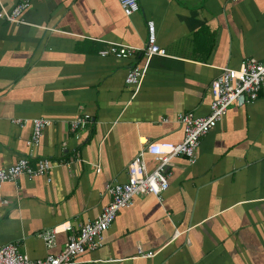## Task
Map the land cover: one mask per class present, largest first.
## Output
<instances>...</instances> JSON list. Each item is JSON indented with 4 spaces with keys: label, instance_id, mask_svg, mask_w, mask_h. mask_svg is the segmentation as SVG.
<instances>
[{
    "label": "crops",
    "instance_id": "crops-1",
    "mask_svg": "<svg viewBox=\"0 0 264 264\" xmlns=\"http://www.w3.org/2000/svg\"><path fill=\"white\" fill-rule=\"evenodd\" d=\"M1 1L12 7L16 0ZM23 17L25 24L0 21V167L29 153L32 127L12 119L34 117L52 124L31 164L48 157L63 166L50 170V181L21 176L1 188L3 206L12 200L10 186L24 197L12 211L20 225L9 231L0 222V243L14 242L36 259L59 252L67 240L60 233L49 248L43 230L66 220L78 230L99 215L110 201L106 185L127 179L141 137L181 142L178 114H209L211 82L221 67L264 60V0H140L131 16L118 0H31ZM148 20L167 56L99 55L110 41L145 47ZM243 47L246 55H235ZM135 63L147 68L129 95L122 86ZM81 110L92 119L77 140L69 124ZM212 130L195 163L172 160L167 207L138 194L106 231L108 248L76 264H264V90L235 104ZM35 230L38 238L29 235ZM140 245L157 255L138 257Z\"/></svg>",
    "mask_w": 264,
    "mask_h": 264
},
{
    "label": "built area",
    "instance_id": "built-area-1",
    "mask_svg": "<svg viewBox=\"0 0 264 264\" xmlns=\"http://www.w3.org/2000/svg\"><path fill=\"white\" fill-rule=\"evenodd\" d=\"M124 14L131 16L140 10V0H118ZM31 5V0H16L12 7L0 0V21L13 24H25L23 13ZM142 53L147 61L154 55L167 56L168 54L158 44L156 24L154 20L147 21V42L145 47L110 41L108 46L99 51L102 57L112 56L125 59ZM146 66L133 64L126 75L128 84L140 87ZM264 90V60L255 57L245 58L238 67H221L219 74L212 80L210 112L205 116H197L193 111L178 114V120L183 127L184 137L181 142L168 140H149L140 138L141 148L127 167V179L123 182L115 181L106 185V192L110 201L104 206L99 215L79 226L76 230L72 221L66 220L40 233V237L49 248L56 245V238L60 233H67V240L63 248L57 253H49L45 258L31 259L27 254L20 252L14 242L0 243V264H76L85 253L104 246L105 233L111 228L121 209L133 205L134 196L138 194H152L159 201H163V192L169 187L167 168L172 160L184 156L190 163L197 161V149L201 139L226 116L232 104L243 106L249 99L256 100ZM92 116L83 113L72 119L69 130L75 139L80 140L81 131L86 129ZM12 122L32 127L31 136L27 140L29 153L8 167H0V189L7 181L17 183L21 176L28 179L47 176L57 164L48 157L37 159L31 164L30 158L35 148L41 145L44 130L52 124V120L45 117L13 118ZM66 141L62 147L66 148ZM146 154H151L157 166L149 171ZM99 167V164L96 165ZM181 235L176 230L175 237ZM157 251L147 250L138 246V257L151 258ZM97 261V260H91Z\"/></svg>",
    "mask_w": 264,
    "mask_h": 264
},
{
    "label": "rangeland",
    "instance_id": "rangeland-1",
    "mask_svg": "<svg viewBox=\"0 0 264 264\" xmlns=\"http://www.w3.org/2000/svg\"><path fill=\"white\" fill-rule=\"evenodd\" d=\"M234 53H235V55H240V56H242V55H246V50H245V48L243 47V48H241L240 50H235L234 51ZM241 59V58H240ZM243 59V58H242ZM127 86H122L124 89H125V91H127L128 93H129V95L132 93V91H134L135 90V86L136 85H132V84H126ZM132 95V94H131ZM133 99H130V101H129V103L132 101ZM235 104H232L230 107H229V110H228V113H229V111H230V109L234 106ZM131 108H132V106H131ZM82 112H80V113H83V110H81ZM228 113H227V115H228ZM227 115L226 116H224V118L223 119H225L226 117H227ZM104 126H100V128H99V131L103 128ZM212 131H214V130H212ZM203 139V138H202ZM202 141V140H201ZM94 142V141H93ZM90 144V142L87 144V145H89ZM199 148H200V146L198 147V149H197V151L199 150ZM148 155V154H147ZM146 155V156H147ZM152 158V161L150 162L148 159H146V162H147V165H148V168H149V171H151V170H153L156 166H157V164H158V162L157 161H155V159H153V157H151ZM57 166H63V165H57ZM167 171L166 172H168V168L166 169ZM97 172H99L98 170H96ZM168 180H169V183L171 184V180H170V178H168ZM8 182H10V181H7V182H5L4 183V185H3V187L5 186V185H7L8 184ZM10 183H12V182H10ZM24 184V183H23ZM169 184V185H170ZM2 187V188H3ZM5 189H6V186H5ZM1 190L2 189H0V196L2 195V193H1ZM170 190V187H169V189H167L166 191H164L163 192V201H159L154 195H148V196H152V197H154L155 199H156V201L158 202V204L159 205H161V207L162 208H164V207H167V204H166V194H167V192ZM8 192L9 193H11V194H9L10 195V197H11V201H10V198L9 197H6V198H4V202H6V203H8L9 201V204H7L6 206H3V205H1L0 204V222H2L3 220H5L4 221V225L7 227V229L9 230V231H13L14 229H16V225L17 226H19L20 225V221H19V219H18V217H16L15 215H13V213H12V211L13 210H15V209H17L18 208V198L17 197H21V198H23L24 197V195L23 194H21V195H17V194H15V192L14 191H12V189H11V186L10 187H8ZM137 198H138V196L137 195H135L134 196V202H133V204L135 203V201L137 200ZM164 206V207H163ZM130 207H132V206H130ZM130 207H127V208H123V209H121V210H124V209H128V208H130ZM4 208H6L7 209V211H8V216L6 217V218H4V212H3V209ZM6 209H5V211H6ZM120 210V211H121ZM119 211V212H120ZM167 211V210H166ZM165 211V209H164V216H165V218L168 220V221H170V223H174V221H173V219H171V217H168V215H167V212ZM162 223H163V221H162ZM181 232V231H180ZM40 233V232H39ZM182 233V232H181ZM29 235H31L33 238H38L37 236H38V231L37 230H35V231H31L30 233H29ZM60 236H62L63 237V240H65L66 239V237H67V234L66 233H63V234H61V235H59V237ZM108 243H110L111 244V242H110V240L108 239V238H106V236H105V241H104V247L103 248H99V250H104V249H106V247L108 248ZM94 251H98V249H96V250H92V251H89V252H94ZM88 253V252H87ZM31 259H36V258H32V257H30Z\"/></svg>",
    "mask_w": 264,
    "mask_h": 264
}]
</instances>
